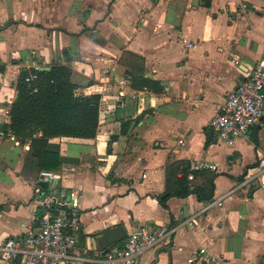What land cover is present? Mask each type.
I'll list each match as a JSON object with an SVG mask.
<instances>
[{"label": "crops", "instance_id": "crops-1", "mask_svg": "<svg viewBox=\"0 0 264 264\" xmlns=\"http://www.w3.org/2000/svg\"><path fill=\"white\" fill-rule=\"evenodd\" d=\"M263 56L264 0H0V244L41 224V195L50 192L25 162L28 145L2 129L18 75L65 64L78 93L100 96L94 137L51 139L61 157L73 159L48 171L61 198L72 192L78 199L71 253L86 258L80 264L101 257L96 233L119 224L127 232L180 225L135 264H212L190 262L200 247L220 264H264V189L255 177L264 117L233 143L210 126ZM200 159L216 169L191 180L212 179L213 197L170 196L164 207L166 167ZM217 199L221 205L205 208Z\"/></svg>", "mask_w": 264, "mask_h": 264}, {"label": "built area", "instance_id": "built-area-1", "mask_svg": "<svg viewBox=\"0 0 264 264\" xmlns=\"http://www.w3.org/2000/svg\"><path fill=\"white\" fill-rule=\"evenodd\" d=\"M187 48H194V43L184 40ZM31 74L27 78H35ZM122 82V81H121ZM264 117V56L251 69L248 76L228 92L224 104L210 120V126L219 139L233 143L239 137L246 136L248 129ZM204 169L215 170L211 162L200 159L189 163L190 171ZM41 178L50 182V195L44 201L45 213L38 227H30L23 234L9 236L0 244V264H80L86 258L73 255L77 238L74 215L71 211L77 207L78 199L72 192H67L65 199L60 196L56 186L55 172L41 170ZM191 179L192 173L188 174ZM257 183L264 189V155L257 161ZM250 179L241 182L245 184ZM232 188L228 193L232 192ZM214 204L221 205L219 199L209 202L205 208ZM180 225H139L130 229L121 245L103 251L94 264H135L139 256L155 245L172 237ZM205 261L220 264L219 258L207 248L200 247L190 262Z\"/></svg>", "mask_w": 264, "mask_h": 264}, {"label": "trees", "instance_id": "trees-1", "mask_svg": "<svg viewBox=\"0 0 264 264\" xmlns=\"http://www.w3.org/2000/svg\"><path fill=\"white\" fill-rule=\"evenodd\" d=\"M35 74V78H30ZM71 69L65 64H52L49 70L22 68L17 81V94L9 107V122L2 129L13 135L20 145H28L25 162L31 164L38 174L41 170H54L63 162L73 161L61 157L58 145L51 139L58 136L94 137L99 126L98 94L84 95L77 92L71 79ZM143 85L155 92L162 87L156 81L144 80ZM189 163L173 162L166 167V197H160L165 207L170 196L185 197L195 194L208 201L214 194L210 179L204 185L195 186L188 177ZM42 192V199L49 197Z\"/></svg>", "mask_w": 264, "mask_h": 264}, {"label": "water", "instance_id": "water-1", "mask_svg": "<svg viewBox=\"0 0 264 264\" xmlns=\"http://www.w3.org/2000/svg\"><path fill=\"white\" fill-rule=\"evenodd\" d=\"M41 70H49L48 66H43ZM28 148V146H27ZM164 195H167L164 194ZM127 234V227L123 224L114 225L96 233V242H98V249L103 251L114 248L117 243L123 239Z\"/></svg>", "mask_w": 264, "mask_h": 264}]
</instances>
